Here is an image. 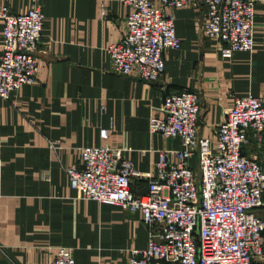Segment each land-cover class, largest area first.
<instances>
[{
    "label": "crops",
    "instance_id": "crops-1",
    "mask_svg": "<svg viewBox=\"0 0 264 264\" xmlns=\"http://www.w3.org/2000/svg\"><path fill=\"white\" fill-rule=\"evenodd\" d=\"M16 12L40 5L46 15L36 55L35 83L0 96V264H54L59 246L73 249L75 264H128L150 234L140 212L82 198L66 171L80 164L84 146L108 143L142 172H155L162 149L179 139L149 129L165 96L198 91L199 134L214 138L238 96L264 97V0L257 3L253 51L224 57L203 32L202 0L175 10L179 49L165 54L158 82L110 71L108 47L126 31L129 5L118 0H7ZM1 2V1H0ZM106 4L107 12L103 13ZM0 18V53L3 40ZM109 130L104 140L101 130ZM60 140L59 146L51 144ZM264 164V145L244 149ZM194 162H196L194 160ZM149 179L132 188L148 191ZM264 216V206L257 209Z\"/></svg>",
    "mask_w": 264,
    "mask_h": 264
},
{
    "label": "built area",
    "instance_id": "built-area-1",
    "mask_svg": "<svg viewBox=\"0 0 264 264\" xmlns=\"http://www.w3.org/2000/svg\"><path fill=\"white\" fill-rule=\"evenodd\" d=\"M3 40L0 53V96L9 98L35 83L36 55L46 15L40 5L16 12L0 0ZM129 5L126 31L109 45L110 71L158 82L165 74V54L179 49L175 10L198 0H118ZM204 34L216 40L224 57L256 46V5L261 0H202ZM107 12L104 4L103 13ZM198 91L168 93L159 113L150 118L152 133L181 142L162 149L156 171L142 172L108 143L84 146L80 164L66 168L73 188L84 199L138 211L150 241L135 248L128 264H264V164L244 149L264 145V97L238 96L214 138L199 134ZM109 130L102 129L104 140ZM60 140L52 142L56 147ZM194 160L196 162H194ZM3 162L0 159V197ZM149 179L148 191L133 190L135 178ZM54 264H75L73 249L59 246Z\"/></svg>",
    "mask_w": 264,
    "mask_h": 264
}]
</instances>
